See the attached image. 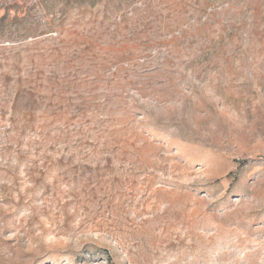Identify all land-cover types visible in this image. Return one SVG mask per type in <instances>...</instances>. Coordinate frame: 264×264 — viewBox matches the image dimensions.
I'll use <instances>...</instances> for the list:
<instances>
[{"label":"rangeland","instance_id":"rangeland-1","mask_svg":"<svg viewBox=\"0 0 264 264\" xmlns=\"http://www.w3.org/2000/svg\"><path fill=\"white\" fill-rule=\"evenodd\" d=\"M0 264H264V0H0Z\"/></svg>","mask_w":264,"mask_h":264}]
</instances>
